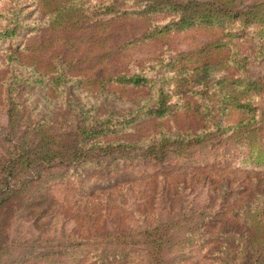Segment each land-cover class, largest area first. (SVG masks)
<instances>
[{
  "label": "rangeland",
  "instance_id": "rangeland-1",
  "mask_svg": "<svg viewBox=\"0 0 264 264\" xmlns=\"http://www.w3.org/2000/svg\"><path fill=\"white\" fill-rule=\"evenodd\" d=\"M148 1L0 0V178L11 181L0 179V264H264V20L215 49L218 29L152 37L169 18L144 13ZM220 1L264 14V0ZM233 53L248 72L238 89L246 93L229 80V95L254 112L231 108L222 126L245 119L249 131L207 124V139L186 154L146 157L163 127L199 131V92L216 88L172 79L166 87L182 95L172 100L193 109L165 120L143 111L123 129L110 122L73 155L76 127L92 115L129 120L155 105L151 88L110 77L160 79L210 62L215 77L231 78L233 64H219ZM249 132L260 136L255 148L240 138ZM104 142L126 146L105 154ZM24 152L27 163L16 156Z\"/></svg>",
  "mask_w": 264,
  "mask_h": 264
},
{
  "label": "trees",
  "instance_id": "trees-1",
  "mask_svg": "<svg viewBox=\"0 0 264 264\" xmlns=\"http://www.w3.org/2000/svg\"><path fill=\"white\" fill-rule=\"evenodd\" d=\"M147 4L149 5H146V8L143 10L144 13H147L148 15L163 14L169 18L164 25L155 27L154 33L151 35L152 37L159 34V32L166 35L172 31H184L194 27H199L205 30L211 29L212 31L218 29L219 35L216 39H213V43H210L215 49H223L232 46L231 41L234 35L239 31V26H244L246 23L247 26H249L252 22H260L264 20V18L262 19L264 14L262 13L260 6L251 10H244L238 7L232 9L231 7H228L227 3L221 2L220 0H160L155 3L150 0ZM230 63L233 64V70L235 71V74H233V77L231 78L221 76L215 77L214 71H216L218 64L210 62L198 65L192 74L190 71L183 72L182 74L174 73L172 76L168 74L170 77L164 76L160 79L150 78L141 73L129 74L126 72L117 73L115 76L110 77L109 80L121 85L134 87L145 86L151 88L155 96V105L149 109L137 110L133 119L129 120L128 117L125 118V116L116 117L111 115L108 118H103L104 115H92L90 121H84L76 127V133L79 132L77 137L82 144L78 145V143L74 144V142L71 144L70 147L74 150L73 155H78L79 149L86 147L92 140H94V137H97L102 131H106L103 128L108 127L110 122L114 121L113 124L115 128L121 127L123 129L126 125L132 123V120H135L143 111H145L149 117L165 120L171 116H175L180 110L189 108L193 109L191 105L188 106V108L187 105L179 104L178 102L175 103V101L172 100L175 95H178L177 99L182 97V95H179L180 91L173 93L168 87H166L167 82L172 81V79H176L177 82L180 81L184 84L185 82L192 83V79L196 78L202 82H212L216 88L209 91L207 90V86H205L202 88V91L199 92V94H202L203 96L200 97L199 101L197 100L199 103L193 109V112H196V115H193V118L197 123H202L199 131L197 129L196 131L191 132L190 129H182L180 127L175 131H167L163 127L159 133H156L149 144L143 146L146 157L152 158V160L157 162H163L171 152L186 154L189 148L194 147V145L207 139V132L211 131L207 124L215 125L216 130L220 131L232 129L237 132L241 131L243 128H247V131H249L250 124L246 122L245 119L240 120L237 124L230 126L229 128H224L222 126L224 117L231 108L242 109L244 113L254 112L252 105L248 108L247 103H243L239 100H236L234 103V101L231 100V95H229L230 87L227 85L229 80H233L237 93H246V91H239L238 89L246 78L243 76L248 72V63H245V58L234 57L233 53L228 61H221L219 65L224 67ZM56 69L60 70L62 67L57 64ZM66 76V73L62 71L60 75L52 81L56 82L57 85H62V81ZM181 83L180 86H183ZM248 86L249 89L256 86V81L248 83ZM210 98H212V101ZM13 121L14 119L12 122ZM240 138L248 142V145L251 148H255L256 140L259 139L260 136L254 132H249ZM98 145L99 141L95 143V146ZM123 145L126 146L123 143L115 144L113 142H104L101 144V148H103L104 153L107 154L109 152V147L117 146V148H122ZM129 145L135 146V143ZM26 154L27 152L16 155L17 159L23 163H27L29 159H25L27 158ZM37 154H39V152ZM29 156L30 155H28V158ZM81 163L84 162H74V168H77L76 165ZM6 170L7 169L4 168L2 172ZM11 173L12 171H10V174ZM0 179L2 184H10L11 182L9 179ZM254 216L256 219L258 218L257 214Z\"/></svg>",
  "mask_w": 264,
  "mask_h": 264
}]
</instances>
